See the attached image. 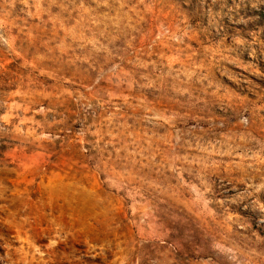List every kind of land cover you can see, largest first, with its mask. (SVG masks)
<instances>
[{
    "label": "clouds",
    "instance_id": "clouds-1",
    "mask_svg": "<svg viewBox=\"0 0 264 264\" xmlns=\"http://www.w3.org/2000/svg\"><path fill=\"white\" fill-rule=\"evenodd\" d=\"M22 2L28 4V0ZM42 2L35 0L38 12ZM160 2L96 0L98 5L115 11V17L105 14L113 21L128 17L124 10L130 4V11L143 19L139 9L143 5L144 13H152L158 22L153 44L165 39L183 44L189 35L187 18L170 30L173 26L166 27L160 14L153 12ZM3 3L14 6L15 0ZM185 3L189 8L194 6L193 0ZM92 23L103 21L94 19ZM181 23L186 26L183 31ZM5 24L0 18V30ZM86 43L99 51L95 35ZM0 46L20 55L10 32L0 31ZM127 47H132L130 40ZM174 50V57L162 56L158 62L142 61L137 56L129 61L133 65L129 71L109 69L110 87H99L96 80L88 88L89 96L74 95L67 89L37 91L32 80L27 84L24 80L12 81L7 86L0 81V145H14L20 156L29 151L42 157L64 141L61 133L75 128L74 142L80 145V151L94 152L88 158L101 185L99 192L80 185L76 188L90 201L96 213L92 219L106 225V235L98 247L100 254L114 251L113 264H187L186 257L180 255L182 246L192 249L196 264H264V232L253 230L248 215L264 225V133L254 134L258 108L253 107L251 115L245 108L229 113L228 120H206L208 109L219 98V89L211 90L210 65L192 56L181 59L185 49ZM113 54L108 51L107 58L112 59ZM92 55L89 52L76 59L88 61ZM177 63L179 67H174ZM133 90L141 95H124ZM145 91L175 98L179 110L158 109L147 101ZM68 98L77 102L71 117L65 109ZM9 192L11 189L0 181V201L16 198L8 196ZM115 197L128 199L133 217H139V239L135 242L116 235L122 229L114 214ZM72 199L69 196L70 207ZM4 207L6 204H0V209ZM72 211L75 213V208ZM19 215L21 227L30 229L33 238L40 241V246L28 241L27 253L24 241H20L16 251L23 254L25 264H49L60 242L76 231L79 219L75 214H41L30 205ZM16 239L12 234H0V264H8ZM91 247L95 250L97 245Z\"/></svg>",
    "mask_w": 264,
    "mask_h": 264
},
{
    "label": "rangeland",
    "instance_id": "rangeland-1",
    "mask_svg": "<svg viewBox=\"0 0 264 264\" xmlns=\"http://www.w3.org/2000/svg\"><path fill=\"white\" fill-rule=\"evenodd\" d=\"M193 5L189 8L185 0H161L159 6H154L153 12L160 14V20L166 27L173 26L170 30L186 17L189 35L183 44L167 39L153 44L158 22L152 13H144L143 5L139 6L143 19L130 11V4L124 10L130 19L122 16L113 21L105 14L115 17V11L98 5L96 0H43L39 12L35 0H28V4L15 0L14 6L0 0V18L6 21L5 28L0 31L10 32L15 38L16 51L20 53L17 56L0 46V81L7 86L12 81L24 80L27 84L32 80L37 91L67 89L74 95L83 93L89 96L88 88L96 80H99V87H110L107 81L109 69L118 72L122 67L129 71L133 68L129 61L137 56L142 61L158 62L162 56L174 57V49L183 48L181 59L192 56L197 62L210 65L211 90L219 89V98L208 109L205 119L228 120L229 113L245 108L251 115V109L255 107L258 108V116L254 118V134L264 133V0H193ZM30 12L38 14L29 15ZM94 19L103 23L93 24ZM180 29L185 30V24L181 23ZM100 32L105 36H100ZM93 35L99 41V51L86 43ZM113 37L118 39L113 40ZM129 40L130 49L127 47ZM105 46L114 52L112 59L107 58ZM191 50H194V56ZM89 52L93 54L92 59H76ZM121 55L125 59L121 60ZM173 66L179 67V64ZM124 95L138 97L141 93L133 90L125 91ZM143 95L160 110L178 111L180 108L175 98L150 91ZM131 102L135 104L136 100ZM116 103L123 102L117 100ZM76 107L77 102L68 98L65 109L70 117ZM126 112L130 113L131 109H126ZM231 123L236 124L234 120ZM74 133L75 128L61 133L64 141L58 142L42 157L29 151L20 156L14 145L11 148L7 144L0 145V181L11 189L7 195L16 197L0 201V204H6L0 209V234H12L17 238L11 245L14 254L10 255L8 264H25L21 259L23 254L16 251L21 240L24 241L25 253L29 251L30 240L40 246L32 231L19 223V213L29 205L41 214H67L69 217L75 214L79 218L76 231L67 241L60 242L49 264H113L115 261L114 251L100 254L98 245L106 235V225L92 219L96 213L92 211L90 201L76 188L80 185L99 192L101 185L88 158L94 152L90 149L89 154L82 153L80 145L74 142ZM85 147L90 148L89 145ZM69 196L73 197L71 207ZM129 203L122 197L113 199L114 214L122 229L116 235L135 242L139 239L136 227L139 217H133ZM248 215L253 230L264 232V225L257 224L251 213ZM40 230L43 231V226ZM92 245H97L95 250ZM182 247L184 251L180 255L186 257L187 264H196L192 249Z\"/></svg>",
    "mask_w": 264,
    "mask_h": 264
}]
</instances>
